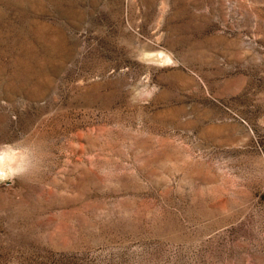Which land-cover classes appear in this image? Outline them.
<instances>
[{
	"label": "rangeland",
	"instance_id": "rangeland-1",
	"mask_svg": "<svg viewBox=\"0 0 264 264\" xmlns=\"http://www.w3.org/2000/svg\"><path fill=\"white\" fill-rule=\"evenodd\" d=\"M0 264H264V0H0Z\"/></svg>",
	"mask_w": 264,
	"mask_h": 264
}]
</instances>
